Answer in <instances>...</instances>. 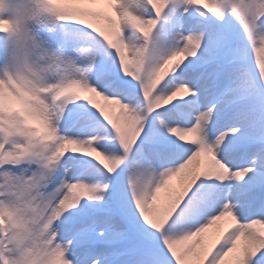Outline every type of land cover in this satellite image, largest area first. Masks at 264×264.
<instances>
[{"label":"snow or ice","instance_id":"1","mask_svg":"<svg viewBox=\"0 0 264 264\" xmlns=\"http://www.w3.org/2000/svg\"><path fill=\"white\" fill-rule=\"evenodd\" d=\"M0 264H264V0H0Z\"/></svg>","mask_w":264,"mask_h":264}]
</instances>
